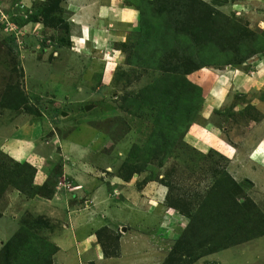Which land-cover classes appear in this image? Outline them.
I'll return each mask as SVG.
<instances>
[{"label":"rangeland","instance_id":"374dc122","mask_svg":"<svg viewBox=\"0 0 264 264\" xmlns=\"http://www.w3.org/2000/svg\"><path fill=\"white\" fill-rule=\"evenodd\" d=\"M147 1L123 0L138 23L110 44L109 71L94 49L76 54L61 3L0 0V264H51L54 187L73 186L42 147L83 128L99 134L84 159L113 208L154 216L141 232L160 264H264V0ZM121 225L94 233L106 256Z\"/></svg>","mask_w":264,"mask_h":264},{"label":"crops","instance_id":"0c3cea01","mask_svg":"<svg viewBox=\"0 0 264 264\" xmlns=\"http://www.w3.org/2000/svg\"><path fill=\"white\" fill-rule=\"evenodd\" d=\"M61 4L70 17L69 40L73 46V39L77 41L81 50L80 52L76 51V54L83 53L86 50H90V48L94 49L102 57H105L106 66L102 68L109 71L114 68L115 62L116 64L121 63L119 57L115 58L112 55V60L108 58L109 47L114 42H121L124 33L129 32V27L132 29L136 25L138 15L133 8L124 5L123 0H61ZM254 63L264 69V59L262 61L256 60ZM226 72L230 73L231 71ZM107 76L109 77V75ZM221 77L223 76L221 75ZM106 78H103V80L105 81ZM224 78L228 79L226 75ZM108 83L109 80L101 86ZM98 91L96 89L94 93ZM211 92L212 97H216L218 94L213 90ZM201 109L202 106L199 111ZM75 135L77 137L71 135L72 137L70 136L63 140H59L56 137L51 138L49 142L45 143V147H42L45 152L46 150H49V153L55 152L53 155L59 159L61 177L65 178V181H68L73 186L72 190L64 187L59 188L57 187V185L60 186L59 183L61 182H59L54 187V200H59L62 205V219L59 223L63 234L61 237L52 236L50 240V243L56 248V252L50 258L51 264H160L162 259L161 249H156V246L151 242L149 244L145 243L141 232L143 230H151L152 227L148 229V225L151 224L150 219H153L154 216L150 214V216L145 214L144 216L141 213L132 211L125 215L121 208L120 212L114 209L116 208V203L114 202V197L116 196L114 193L110 195L111 191L109 193L105 189L104 180L98 181L97 175L92 170V165L88 160L84 159L89 151H93V146L99 134L92 129L83 128L76 132ZM259 147L260 145L256 147V150L259 151L260 155L263 147ZM256 150L252 151V154ZM46 159L49 162L53 160L47 157ZM249 162L257 163L252 159ZM105 182L109 184L108 186H111L109 181ZM14 194L15 192L13 191L5 197L10 196L12 201L16 195ZM41 202L43 203V201ZM157 202L153 203L151 207L153 212H155V209H162L160 212L161 219L170 218L171 220H176L175 216L170 213L173 209L163 207L162 203ZM26 204L23 203L22 206L26 207L29 203ZM43 207L42 205V210ZM47 209L45 208V211ZM114 210L116 212H112ZM36 212H38L37 209ZM125 216L132 217L126 218V221L135 224L133 227L119 223ZM118 224L122 228H119L121 231L116 239L118 247L116 254L113 257L106 256L96 243L94 233L104 227L110 226L112 228L115 227L113 225ZM132 229L137 234L132 235ZM5 242L0 243V245L2 246Z\"/></svg>","mask_w":264,"mask_h":264},{"label":"trees","instance_id":"16d2710c","mask_svg":"<svg viewBox=\"0 0 264 264\" xmlns=\"http://www.w3.org/2000/svg\"><path fill=\"white\" fill-rule=\"evenodd\" d=\"M141 1H144L146 4L147 3H149V1H147V0H141ZM54 2L56 3V4H59V3H61V1L60 0H54ZM129 7H131V8H133L136 12H137V15L139 14V10H138V7H136V6H134V5H128ZM138 23V22H137ZM139 24H137V26H138ZM136 26V27H137ZM129 40V38L127 39V41ZM59 46H68L69 45V43H68V41H67V39H66V41H59L58 43H57ZM231 64H236V63H231ZM230 65V64H229ZM237 65H239V63H237ZM231 66V68H236V67H238V66ZM191 70H193V69H190L189 71H187L186 73H184V75L185 74H187V73H189ZM202 103V102H201ZM201 103H200V105H199V108H198V110H197V112L199 111V109H200V106H201ZM196 112V113H197ZM189 127V126H188ZM188 127H187V129L186 130H188ZM187 132V131H186ZM259 237H261V235L260 236H258V237H256V238H259ZM7 241H9V239L7 240ZM6 241V242H7ZM6 243H4V245H3V248H2V250L4 251V253L6 252L5 251V249H6V245H5ZM53 248H55L54 246H53ZM56 250V249H55ZM5 264H7V261H3Z\"/></svg>","mask_w":264,"mask_h":264},{"label":"built area","instance_id":"2783aa9c","mask_svg":"<svg viewBox=\"0 0 264 264\" xmlns=\"http://www.w3.org/2000/svg\"><path fill=\"white\" fill-rule=\"evenodd\" d=\"M9 30H15V28H14V27H12V28L10 27V29H9Z\"/></svg>","mask_w":264,"mask_h":264},{"label":"clouds","instance_id":"9594fccd","mask_svg":"<svg viewBox=\"0 0 264 264\" xmlns=\"http://www.w3.org/2000/svg\"><path fill=\"white\" fill-rule=\"evenodd\" d=\"M253 159H255V156H253ZM262 163H264V161H261Z\"/></svg>","mask_w":264,"mask_h":264},{"label":"water","instance_id":"95a60500","mask_svg":"<svg viewBox=\"0 0 264 264\" xmlns=\"http://www.w3.org/2000/svg\"><path fill=\"white\" fill-rule=\"evenodd\" d=\"M87 110V108L85 109V111Z\"/></svg>","mask_w":264,"mask_h":264}]
</instances>
